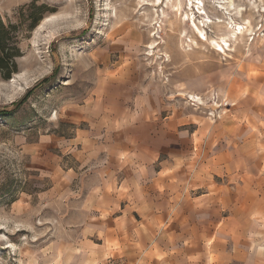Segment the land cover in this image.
Segmentation results:
<instances>
[{
  "label": "rangeland",
  "instance_id": "374dc122",
  "mask_svg": "<svg viewBox=\"0 0 264 264\" xmlns=\"http://www.w3.org/2000/svg\"><path fill=\"white\" fill-rule=\"evenodd\" d=\"M155 2L0 0L21 51L0 78V264H264V119L233 104L264 75V0ZM249 132L260 159L232 154ZM137 150L142 199L120 188Z\"/></svg>",
  "mask_w": 264,
  "mask_h": 264
},
{
  "label": "crops",
  "instance_id": "0c3cea01",
  "mask_svg": "<svg viewBox=\"0 0 264 264\" xmlns=\"http://www.w3.org/2000/svg\"><path fill=\"white\" fill-rule=\"evenodd\" d=\"M249 68V67H248ZM248 68L244 70V73H240V77H239V89H240V93H239V96L237 98H233V101L236 105V107L238 108V114H236L235 116V119L234 120H237L239 122H243V123H247L245 126L246 127H249L250 126V123H249V120L250 119H253L254 122L257 124L258 121L260 120H263L264 119V87L263 88H260L259 91H257L256 94V97L254 99H251L250 97V88L249 87H253L254 85H256L255 83H257L258 81H262L264 83V75L262 73H252L250 75H252V79H249L248 82H246L247 84H250V86H248V89H247V93L245 94V88H242L243 84L240 83V79L244 78L245 75H247L248 73ZM125 83L126 82H123V85L122 87L124 86L125 87ZM264 86V84H263ZM260 94H262L260 96ZM232 101V102H233ZM140 102H143V100H140ZM253 108H255V110H258V112L255 113V111L253 110ZM242 124L241 127H244L245 126ZM256 133V132H255ZM254 134H252L251 132H249L246 136H244L242 138V142H241V145H240V150H237L238 146H233V143L231 144L233 149L235 150L232 154L233 156L235 155H241V153H244V152H247V151H250V153H247L245 154L244 153V158L245 160H250L252 157H257L256 154L254 153L255 151L251 150V148L253 147V143H252V140L250 138H252ZM234 139V138H233ZM141 150H137V152H131V155H129V157H126L125 159H127V162H129V165L127 164L124 168V173L126 174L127 172H130V173H133L134 175L131 176L130 178L128 177H123V180L121 181V185H120V188L125 184H130L131 185V181H132V178H134L135 182L133 183L134 185H137V189L136 188H133L134 185H132V187L130 188L129 192H128V196L129 197H135V198H138V199H142V198H146L144 195L140 194L139 193L141 192V188L140 186L142 185L141 184V168L140 166L139 167H135V166H138L140 165L138 163V161H140L139 159H141ZM115 154V153H114ZM264 154H260V157L263 158ZM128 158L130 159V161H128ZM144 158V157H143ZM258 159H260L259 157H257ZM112 161V162H110ZM114 156L109 158V161L108 163L104 166H101L98 168V171L99 173H102V174H107V177L108 175L110 177L107 178H103L101 179L102 182L104 183H112L113 181L111 180V175L112 174H115V169H117L116 167H114ZM124 163V162H123ZM156 173V171H155ZM121 177V178H122ZM155 180L157 178V176L154 177ZM144 185V184H143ZM133 189L134 191H136L137 193H133Z\"/></svg>",
  "mask_w": 264,
  "mask_h": 264
},
{
  "label": "trees",
  "instance_id": "16d2710c",
  "mask_svg": "<svg viewBox=\"0 0 264 264\" xmlns=\"http://www.w3.org/2000/svg\"><path fill=\"white\" fill-rule=\"evenodd\" d=\"M41 8L43 7L35 6V12H37L38 9L41 10ZM41 13L42 12H38V16L34 15V17H32L31 25H29L30 29H32L37 24L41 17ZM15 28L16 25H5L0 18V78L5 80L9 79L12 73L17 71L16 58L21 55L18 44L10 46L8 42L10 30Z\"/></svg>",
  "mask_w": 264,
  "mask_h": 264
},
{
  "label": "bare ground",
  "instance_id": "6f19581e",
  "mask_svg": "<svg viewBox=\"0 0 264 264\" xmlns=\"http://www.w3.org/2000/svg\"><path fill=\"white\" fill-rule=\"evenodd\" d=\"M159 1V0H158ZM201 1H199V3H200ZM155 4H157V0H156V2H155ZM231 4H232V1H230L229 2V6H231ZM180 8H181V4H178V5H176V10L177 11H180ZM240 9H238L237 11H239ZM192 20H191V25H192V27L193 28H195L196 29V31L200 34V35H202L203 36V38H205V39H207V36L205 35V32H204V30L202 29V28H200V26H198V25H196V22H195V20H194V18H195V15H194V13H192ZM218 23L219 22H221L222 20L220 19V18H218L217 20H216ZM201 22H202V20H201ZM236 25V24H235ZM228 26V25H227ZM224 27V28H229L230 29V31H228V33H229V37H233L234 38V41H236L239 37H241V36H243V34L245 33V30L247 31V30H249V28L247 27L246 29L245 28H243V27H240L239 25H237V26H235V27ZM221 38V40L222 41H224L225 42V40L222 38V37H220ZM209 41L210 42H213V43H217V46L219 47L218 48V50H219V52H225V49H224V47H223V45L221 44V43H219V42H217V40H215V39H213V38H209ZM196 44V46H198V43L196 42L195 43ZM197 98V97H196Z\"/></svg>",
  "mask_w": 264,
  "mask_h": 264
}]
</instances>
